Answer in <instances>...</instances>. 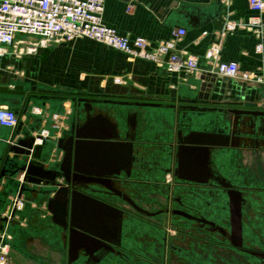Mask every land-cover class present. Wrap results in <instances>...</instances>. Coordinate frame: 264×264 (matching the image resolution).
I'll return each instance as SVG.
<instances>
[{
    "label": "crops",
    "instance_id": "obj_1",
    "mask_svg": "<svg viewBox=\"0 0 264 264\" xmlns=\"http://www.w3.org/2000/svg\"><path fill=\"white\" fill-rule=\"evenodd\" d=\"M104 1V23L120 35L144 38L155 49L174 39V31L185 29L186 35L176 42V51L196 56L201 69L209 70L206 52L220 42L222 61L237 62L243 71L264 75V35L261 39L252 27L238 26L220 37L229 22L245 24L259 19V25L264 24V14L252 11L248 0H222L221 7L217 0ZM216 76L209 97L198 101L199 107L211 110L181 116L201 130L189 133L186 144L195 156L201 148L204 162L236 186L260 188L263 184L258 185V167L261 164L264 169V116L231 110H247L246 103L264 110V85ZM201 77L167 73L152 61L132 60L121 51L86 38L60 42L35 54L20 56L11 52L0 57V87H23L30 97L20 119L21 132L12 142L13 129L0 127V160L5 156L12 160L6 167L11 175L0 180V224L24 178L21 193L25 207L9 228L14 238L13 252H59L56 237L51 238L47 231L55 233L60 226L56 217L69 214L71 199L61 191L63 177L54 181L35 178L36 183H31L24 172L13 174L16 167L36 162L45 170L62 172L67 155L64 143L75 140L77 129L88 125L107 137L117 134L134 153L141 154V139L148 144L144 147H151L150 142L155 141L154 149L162 151L172 140L167 124L178 121L179 114L171 109L196 98ZM23 102V96L0 91V107L19 111ZM32 137L36 139L34 146L43 145L41 160L35 161L33 153L13 150L20 140ZM28 220L38 222L37 227H22ZM43 257L40 256L42 262H47ZM13 258L15 261L20 257Z\"/></svg>",
    "mask_w": 264,
    "mask_h": 264
},
{
    "label": "rangeland",
    "instance_id": "obj_2",
    "mask_svg": "<svg viewBox=\"0 0 264 264\" xmlns=\"http://www.w3.org/2000/svg\"><path fill=\"white\" fill-rule=\"evenodd\" d=\"M260 181L258 185L264 187V169L260 164L258 167ZM263 176V177H262ZM151 177V176H150ZM170 176H166V184L162 185H141V171L134 170L126 174L128 182L122 184V188L128 192L131 197L137 200L140 205L151 211H158L169 207L171 197L169 185L171 184ZM148 178V177H145ZM258 178V177H257ZM150 180V179H149ZM153 181H160L159 177H151ZM162 180V181H163ZM260 187V188H261ZM264 189V188H263ZM181 199L188 201L189 205L185 206L193 214H207L209 218L216 220L219 225L224 227L228 233L241 243V245L249 248L264 249V190H247L245 197L249 201L244 205L243 217H239L233 210L232 203L228 196L222 190L201 189L195 187L193 195L181 191L178 194ZM203 196L210 201L212 205L206 204L199 197ZM107 200L118 208L121 212H125V216L121 220L115 219L110 223L113 228L121 231L120 242L113 243L117 249L127 251L129 260H123L116 256L110 255L103 258L101 264H264L260 258L251 257L241 254L237 249L233 248L232 242L228 237L222 235L213 229H207L197 223L187 221L182 218H173L171 221L176 231L181 232L177 243L182 246V250L178 253H167L165 257L164 237L167 234L169 219L167 216H159L153 219L141 218V215L135 213L129 205L121 202L117 198L106 197ZM219 205L217 208L215 205ZM178 207V205H177ZM111 219V218H109ZM55 222V221H51ZM36 223V224H35ZM22 227L36 226L38 222L26 221ZM56 227L55 233L50 232L51 238L56 237L59 252L55 253H14V238L12 240V263L24 264H93L85 258L74 255L68 256L66 252L67 241L63 238L64 230ZM45 231V230H44ZM185 233L191 234L186 237ZM171 238H175V232H168ZM187 249L188 251H185ZM192 253V254H190ZM17 255L20 258L13 256ZM46 255V256H45ZM30 256V257H29ZM43 256L47 262L40 259ZM31 258L38 259V261Z\"/></svg>",
    "mask_w": 264,
    "mask_h": 264
},
{
    "label": "flooded vegetation",
    "instance_id": "obj_3",
    "mask_svg": "<svg viewBox=\"0 0 264 264\" xmlns=\"http://www.w3.org/2000/svg\"><path fill=\"white\" fill-rule=\"evenodd\" d=\"M98 101L100 102L102 100L99 98ZM117 103L120 104V102ZM198 103L199 102H197L196 104L187 102V104H181L171 109V110H175L180 117L179 116L177 117L178 121L167 124L169 125L170 128L169 137L172 138V140L167 142L166 145L162 147V151H157L154 149L155 147H157L155 141L150 142L151 144L149 145H151V147L148 146L144 147V145H148V144H146V142L143 139H141V154H137L136 152L134 153L133 149L131 148L133 157L129 158L127 153H125V150L129 147V145L126 144V142L119 140L118 137V139L116 140L123 143L122 144L123 148L120 147L121 145L119 144L118 146H115V148L117 149L116 153L109 151L110 153H107L106 157L105 156L101 157L96 155L95 157L96 162L94 163L93 166L94 174L92 176L87 177L90 180L89 182L84 181V179H77L74 182V186H73V182H72L73 179H71L72 177H70L69 181H67L66 177H63L64 184L61 191L64 194L67 195L69 194L71 197L72 192L76 190L78 192H81L82 194L90 196L91 198L97 201L99 200L104 204L111 205L114 208V210H112V213L115 214L109 216L106 215V212L103 213L105 210H107L106 207L104 206L103 207L101 206L100 208L101 211L96 210L97 217L96 218L92 217L94 218L93 219L94 222H96L97 224V225L94 224V226L96 227L97 233L101 236L102 239H104L108 243V245L107 247H104L98 243L87 244L89 246V250L81 249L77 245H73V247H70L69 244V234H70L69 224L71 221L70 212L68 215L67 214L63 215V218L56 217V219L60 224L59 228L61 230H64L63 238L67 241L68 244L67 253L69 257L77 255L82 258H85V260L88 261L85 263L92 262L93 264H101L103 262V258L110 255L116 256L123 260H129V257L126 254L127 251L123 249L122 250L117 249L113 244L116 241L120 242L122 233L118 229L113 228V226L110 224L115 219L117 220L123 219V217L125 216L124 215L125 212H121L118 208H116L113 205V203L109 202L106 197L117 198L121 202L126 203L127 205L129 204L121 197L116 195L114 192L110 191L105 185L100 183L104 181L105 183L110 182L109 184H111L116 190L130 197L144 211L154 214V216H148L144 213H139L129 205V207L132 210H134L135 213L141 215V218L153 219L161 215L167 216V218L169 219V222L167 224L168 230L163 240L165 246V257L167 256L166 252L176 254L182 250L181 249L182 246L178 244L177 241L178 239L180 240V236L182 237L183 235L181 234V232L175 230L174 225L171 222L173 218H182L187 221L197 223L200 226L206 227L207 229L217 230L222 235V237L225 238L228 237L230 239V242H232L231 246L237 249L239 253L246 254L255 258H260L262 261H264V249L249 248L241 245V243L237 240V238L230 235L224 227L219 225L216 220L209 218L207 214L197 215L191 213L188 209L185 208L187 204L189 205L188 201H184L178 195L183 190L186 191L187 194L193 195L195 187L197 188L200 187L201 189L205 188V189L222 190L230 199L233 210L236 212V214L239 217H243V209H244L243 206L249 203V201L245 197V191L264 190L263 188H246V187L236 186L234 183L223 177L220 173L210 168L208 163L204 162V157H202L204 151L201 148L197 150L199 152V155L195 156V154L192 153L191 146H187L186 144L187 142L186 136L191 132H196V131L201 132V130L195 128V126L191 124V121L189 122V120L187 121L185 119H181V116L185 115L188 112L191 113L200 112L199 110L197 111L191 110L192 108L202 109L201 107L198 106ZM100 134L102 133L100 132ZM112 135H115V133L114 134L112 133ZM180 137L183 140L184 144L187 146V149L181 148V144L179 142ZM72 144H73L72 140H67L64 143L66 149H70ZM10 149L11 146H9L8 148V153ZM9 164L12 163L7 161L5 162L6 167H8ZM68 167H69L68 164L64 166L66 172L68 171ZM134 168L140 169L141 171L142 186L144 185L146 186L151 183L152 185L154 184L157 186L161 184L162 186L166 184V180L165 183H162L164 182L163 179H165L166 176H170L169 177L170 181H167L171 183L169 185L171 197L169 198L170 203L168 208L159 209L158 211H151L148 208L140 205V203L137 200L131 197V195L122 188V184L128 182L126 179V174L134 170ZM55 172H59L60 174L59 176L62 177V172L60 171H55ZM210 172L214 174L216 177L224 178L227 182H229L232 185V189L236 191L235 196L229 195L228 189L224 188L221 184H219V182L211 178ZM150 176L154 178L159 177L161 180L158 182L157 180L152 182ZM76 197L78 202L84 199V197L81 196H76ZM199 199L205 202L206 204L212 205V203L210 201H207V199L204 198L203 196L199 197ZM215 206L219 208V205H215ZM98 207L100 206L98 205ZM179 212L186 213L199 220H204L205 222L187 218L179 214ZM74 216H75L74 221H76L77 224L84 225V223H81V221H79L80 218L78 217L76 211L74 213ZM211 223H213L214 225H212ZM170 230H173L175 232L174 235L176 239L170 237V235L168 234ZM185 235L186 237H191V234L185 233ZM185 251L188 250L185 249Z\"/></svg>",
    "mask_w": 264,
    "mask_h": 264
},
{
    "label": "built area",
    "instance_id": "obj_4",
    "mask_svg": "<svg viewBox=\"0 0 264 264\" xmlns=\"http://www.w3.org/2000/svg\"><path fill=\"white\" fill-rule=\"evenodd\" d=\"M248 5L252 11L264 14V0H248ZM104 11V0H0V57L11 52L20 56L35 54L41 48L60 42L86 38L121 51L132 60L152 61L170 74L194 75L200 78L204 73H211L264 85V75L243 71L237 62L222 61L220 42L212 44L206 52L205 58L209 66L206 71L200 68L196 56L176 51V42L186 35L185 29H177L173 32L174 39L151 49L146 39H131L108 27L104 23ZM238 26L252 27L261 39L264 35V24L261 26L259 19H251L245 24L227 23L220 37L224 38ZM258 49L262 50V45ZM261 106L264 107V91ZM17 125L16 111L9 107H0V127L14 129ZM22 182L24 178L21 179L16 194L11 197L8 211L0 224V264H12L13 236L9 228L25 207L21 193Z\"/></svg>",
    "mask_w": 264,
    "mask_h": 264
},
{
    "label": "water",
    "instance_id": "obj_5",
    "mask_svg": "<svg viewBox=\"0 0 264 264\" xmlns=\"http://www.w3.org/2000/svg\"><path fill=\"white\" fill-rule=\"evenodd\" d=\"M216 2L219 7L222 6V0H217ZM215 16L218 17L219 14H216ZM216 77L217 76L215 74L204 73L201 77L202 84H201L200 90L196 98H194V100L189 101V102L196 104L199 100H202L203 98H208L214 87ZM0 91L7 93V94L20 95L24 97L22 108L19 111H16L18 115V125L13 129V134L10 139L12 142V140L17 135H19L21 132L22 124H21L20 119L23 113H26L28 109L30 97H29V94H27L23 90V87H19V86L15 87L13 90L9 89L8 87H0ZM137 105L149 106V107L156 106L155 104H150V103H137ZM244 106L249 109L231 110V111L238 113V114H243V115L264 116V110L258 109L257 104L246 103ZM191 110L204 111V110H211V109L192 108ZM116 139H118L117 134H115L112 137L103 136L102 134H100V132H98V129L93 128L91 125L78 128L76 139L72 141L73 144L70 147V149H67V155L65 157L64 164L65 165L68 164L69 167H68L67 172L63 168L62 177H66L67 181H69L70 177H72L71 179H73L72 181L73 186H74V182L77 179H84V181L89 182L90 180L87 177L92 176L94 174L93 166H94V163L96 162L95 161L96 155L101 156V157L102 156L106 157L107 153H110L109 151H112L114 153L117 152V149L115 148V146H118L120 144L121 145L120 147H122L123 143ZM35 142H36V139L33 137L29 139H22L17 144H15V146H13V150H15V152H20V154H26V155H30L33 153L32 158L35 161L41 160L42 158L41 153L43 150V145L34 146ZM179 142L181 144V148L187 149V146L184 144L181 137L179 139ZM6 152L8 153V151ZM125 153H127L129 158L133 157L132 149L130 146L125 150ZM6 157L7 156L1 158L0 160V180L8 175H11L10 171H8L6 168L5 162L6 161L11 162L12 160ZM19 171L25 172L26 179H28V181L31 183H36L35 178H39L40 180L46 179L49 181H54L56 178L60 177L59 172L45 170L41 163H36V162H28L27 164H23L22 166L16 167V171H14L13 174H16ZM210 177L215 179L217 182H219V184H221L224 188L228 189L229 195L235 196L236 191L232 189V185L229 182H227L224 178L216 177L211 172H210ZM100 183L105 185L110 191L114 192L116 195H118L123 200H125L137 212L144 213L148 216H154V214H151L141 209V207H139L135 203V201H133L130 197L116 190L111 184H109L110 182L105 183L103 181ZM76 196L84 197V199L78 202ZM98 205L100 207H98ZM69 206L71 208V211H70L71 221L69 224L70 226V234H69L70 247H73V245H77L81 249L89 250V246L87 244H91V243H98L101 246L107 247L108 243L104 239H102L101 236L97 233L96 227L94 226L96 222H94L93 220L94 218L92 217H95V218L97 217L96 210L101 211L100 209L101 206L106 207L107 210L103 212V213L106 212V215H109V216L115 215L112 213V210H114V208L111 205L104 204L103 202L99 200L97 201L91 198L90 196L82 194L81 192H78L76 190L72 192ZM75 211L78 214V217L80 218L79 221H81V223H84V225L77 224L76 221H74ZM179 214L187 218L193 219V220L205 222L204 220H199L183 212H179ZM211 224L214 225L213 223Z\"/></svg>",
    "mask_w": 264,
    "mask_h": 264
}]
</instances>
